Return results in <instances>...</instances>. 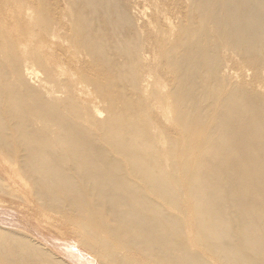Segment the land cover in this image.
<instances>
[{"label":"bare ground","instance_id":"6f19581e","mask_svg":"<svg viewBox=\"0 0 264 264\" xmlns=\"http://www.w3.org/2000/svg\"><path fill=\"white\" fill-rule=\"evenodd\" d=\"M3 163L98 264H264V0H0Z\"/></svg>","mask_w":264,"mask_h":264},{"label":"rangeland","instance_id":"374dc122","mask_svg":"<svg viewBox=\"0 0 264 264\" xmlns=\"http://www.w3.org/2000/svg\"><path fill=\"white\" fill-rule=\"evenodd\" d=\"M0 167L7 171H9L8 168H16L7 163L0 164ZM1 176L10 187H14V189L22 193L26 192V189L18 187L20 184L19 177H9L4 174H1ZM13 183L14 185H12ZM24 208L19 202L0 195V229L6 228L29 235L31 234L65 260H68L69 264H98L97 260L89 256L85 250L75 246L72 238L68 236L64 237V235L60 234L57 235L53 229H50L44 223V220L40 219L41 217H35L33 212L31 214L30 209L28 211V208ZM39 221H42V224ZM61 236L63 237L61 238Z\"/></svg>","mask_w":264,"mask_h":264}]
</instances>
